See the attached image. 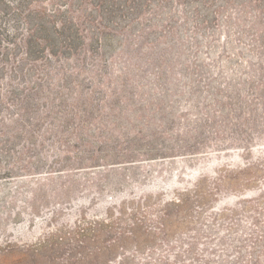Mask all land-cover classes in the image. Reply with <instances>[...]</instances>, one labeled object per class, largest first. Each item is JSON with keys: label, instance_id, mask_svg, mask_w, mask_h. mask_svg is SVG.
<instances>
[{"label": "rangeland", "instance_id": "1", "mask_svg": "<svg viewBox=\"0 0 264 264\" xmlns=\"http://www.w3.org/2000/svg\"><path fill=\"white\" fill-rule=\"evenodd\" d=\"M25 5L0 16V264H264V0Z\"/></svg>", "mask_w": 264, "mask_h": 264}, {"label": "trees", "instance_id": "2", "mask_svg": "<svg viewBox=\"0 0 264 264\" xmlns=\"http://www.w3.org/2000/svg\"><path fill=\"white\" fill-rule=\"evenodd\" d=\"M27 0H0V3H2L3 7L0 8V16L10 15V16H16L23 20V24L25 23V19H27V14L30 12L38 13V15L42 18L43 15H46L47 13L42 12L38 10L37 8H33L31 5V8L26 11L27 7L25 5ZM27 22V21H26ZM3 23V22H1ZM27 27L25 28L26 33L23 34L24 42L31 44L33 43L32 40L35 37V33L37 31V27H33L30 25L29 22L26 23ZM13 29H18V27L13 26ZM11 33L10 29H8V35ZM12 43V42H9ZM13 44V43H12ZM31 46V45H30ZM26 55H29V52H31V47L28 46L25 47ZM183 203V198L178 197L177 201H175L173 198L170 200L164 201V206L167 207L169 205H181ZM98 223V222H97ZM91 229L88 225H85L84 223H74V226L71 228H68V232L74 234L73 239H78L79 237H85L87 235V232ZM60 237H63V235H60ZM65 237L63 238V240ZM119 261V260H115Z\"/></svg>", "mask_w": 264, "mask_h": 264}]
</instances>
